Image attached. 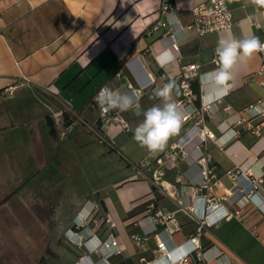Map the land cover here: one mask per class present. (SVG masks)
I'll return each mask as SVG.
<instances>
[{
  "label": "crops",
  "instance_id": "obj_1",
  "mask_svg": "<svg viewBox=\"0 0 264 264\" xmlns=\"http://www.w3.org/2000/svg\"><path fill=\"white\" fill-rule=\"evenodd\" d=\"M163 1L0 0V202L10 196L2 207L32 193L34 199L27 205L33 219L36 212L52 213L53 218L66 219L64 225L68 226L96 210L94 217L86 221L90 229L86 246L52 249L54 264H104L101 256L108 249L102 245L95 250L94 245L108 236L117 240L121 250L108 258V264H166L160 257L157 238L167 236L155 235L162 224L148 217L149 203H153L152 212H174L179 228L167 242L176 247L175 251L189 249L187 239L195 232L196 222L178 209L176 198L188 202L187 185L200 179L195 147L211 156L221 183L214 194L223 197L230 211L245 198L238 192L231 193L232 183L225 170L239 165L261 176L254 197L256 205L246 204L242 219H222L201 231L199 242L205 264H264V169L255 167L264 160V128L260 135H253L240 127L233 135L226 127L246 105L264 101V75L258 73L264 62L261 52L235 67L232 87L226 95L211 94L200 79L218 67L215 48L221 37L254 34L264 42V9L252 5L251 0H226L233 15L231 28L205 34L185 29L177 34L178 47L174 48L164 36L168 26L154 28L157 21H166L161 11ZM169 1L184 27L192 20L190 8L204 0ZM186 64H198L197 74L190 77V87L199 98L191 104L210 102V112L199 125L213 131L216 141L198 134L181 140L190 124L185 122L163 152L151 154L133 138L142 114L134 110L121 112L128 130H122L115 120L101 123L94 99L100 88L122 93L129 83L138 87L153 82L162 87L169 80L179 86ZM8 86L11 92H3ZM180 98L181 88L179 96L173 93L175 101ZM139 102L142 110L162 103L148 87ZM226 105L231 106L232 113L224 109ZM65 112L71 119L69 124L64 122ZM47 116L55 121V135L47 125ZM83 149L90 154V161L104 149L123 159L124 165L119 162L116 168L123 170L111 180V189L101 197L99 191L94 196H69L64 201L70 206L65 208L59 205L62 201L56 194L49 199L36 197L34 188L40 182L66 176L67 154ZM158 158L162 164H157ZM151 163L156 164L154 172H160V181L174 188L171 194L161 189L160 181L146 174ZM55 186L62 185L59 181ZM146 201V206L132 212ZM15 210L10 206L13 219ZM67 212L70 214H58ZM16 225L19 229L20 223ZM134 234L142 238L136 240Z\"/></svg>",
  "mask_w": 264,
  "mask_h": 264
},
{
  "label": "built area",
  "instance_id": "obj_2",
  "mask_svg": "<svg viewBox=\"0 0 264 264\" xmlns=\"http://www.w3.org/2000/svg\"><path fill=\"white\" fill-rule=\"evenodd\" d=\"M161 11L166 16V21H157L154 28L158 26L167 25L168 32L164 35L170 40V45L177 48L176 36L178 33H184L185 29H191L197 34H205L209 32H216L223 29H229L232 26L233 15L226 0H204L194 4L190 8L192 20L186 26H181L177 20L172 3L169 0H164L161 3ZM251 20V18H248ZM262 60H264V52H261ZM198 64H186L183 66V72L179 86L182 92V98L176 100L178 104L182 105V110L186 113V119L183 123L189 122L188 128L185 131L181 140L191 139L194 135H201L203 138L207 137L216 141L217 137L215 133L206 128L203 122L204 116L210 112V102L201 101L198 106H193L191 103L199 98V95L195 93L190 87V77L197 74ZM259 74L264 75V62L258 71ZM153 81V79H152ZM264 84V80H262ZM148 87V91L154 96V90L159 88L151 82L148 85L134 86L128 84L125 92L131 94L133 91H138L142 94L144 89ZM95 95H98L101 89ZM12 87L8 86L3 92H11ZM116 91V90H114ZM94 98V99H95ZM95 102L96 99H95ZM98 104V103H97ZM99 120L102 124L110 123L115 120L118 122L122 130H128V122L121 116V111L118 109L110 110L107 113L102 112L99 104ZM264 109V101L256 100L246 105L244 108L237 112V118L234 122L228 124L226 127L231 129L233 135L238 134L239 128L244 127L249 133L253 135H260L262 128H264V115L254 113L255 108ZM224 109L228 113H232L233 110L230 105H226ZM197 118L194 122L192 120ZM224 129V128H223ZM193 154L196 159V163L199 168L200 179L197 182H192L187 185L189 190V201L184 202L181 197L176 198L178 209L184 211L192 220L196 222L195 232L187 239L190 244L189 249L175 251V246H170L167 242L170 239V234L178 229V221L174 212L161 213L160 211L152 212L153 203L147 205L146 211L148 217L154 221L162 224V228L157 230L155 235L160 236L165 233L167 237L157 238V248L160 253V257L165 260L166 264H205L203 257L202 245L199 242V235L204 228L211 227L217 224L222 219H228L236 217L242 219L244 216V208L248 203L255 204L254 197L258 188V183L261 181V176H255L249 170L234 165L225 170V174L230 178L232 183L231 193L238 192L245 198V202L240 204L234 210H228L222 202L223 197H218L214 194V189L221 185L219 178L216 175L215 164L212 161L211 156L208 153L201 152L198 147L193 149ZM160 161V158L157 159ZM161 189L166 193L171 194L173 189L171 186H166L160 181ZM256 205V204H255ZM96 210L91 212L88 220L95 214ZM109 221L108 218L105 219ZM133 238L140 240L142 237L138 234H134ZM108 250L101 256V260L104 264H108V258L121 250L118 247L117 240L114 237L108 236V238L101 241ZM100 248V246L95 247Z\"/></svg>",
  "mask_w": 264,
  "mask_h": 264
},
{
  "label": "rangeland",
  "instance_id": "obj_3",
  "mask_svg": "<svg viewBox=\"0 0 264 264\" xmlns=\"http://www.w3.org/2000/svg\"><path fill=\"white\" fill-rule=\"evenodd\" d=\"M89 158L90 154L85 153V149L82 152L67 154V171L64 173L66 176L61 180H58V176H52L50 180L40 182V186L34 188L36 197L49 199L57 195L62 201L59 205L65 208L70 206L64 201L69 196L74 197L78 194L94 196L95 191H99L101 197L108 192L111 189L109 187L111 180L123 170L116 169L119 162L124 165L123 159L106 149L92 156L91 161ZM161 162L157 164H162ZM156 167L155 163H151L146 167V174H150L153 180L158 182L161 174L154 172ZM59 181L62 186L57 188L55 184ZM9 197L5 196L0 202V264H54L56 260L52 249L58 246H86V242L90 239V229L86 221L92 211L79 223L68 226L64 225L66 219L53 218L52 213L47 215L44 212H36V217L33 219L29 204L27 205L33 198L32 193L24 194L22 199L17 197L2 207ZM10 206L16 209V219L10 216ZM38 208L36 205V210ZM68 210L70 211L69 208ZM100 211L99 205L98 212ZM58 214L65 216L70 213ZM16 222L20 223L19 229L15 227ZM94 246H102V244L99 242Z\"/></svg>",
  "mask_w": 264,
  "mask_h": 264
},
{
  "label": "clouds",
  "instance_id": "obj_4",
  "mask_svg": "<svg viewBox=\"0 0 264 264\" xmlns=\"http://www.w3.org/2000/svg\"><path fill=\"white\" fill-rule=\"evenodd\" d=\"M251 4L264 9V0H251ZM264 52V42L254 34H244L241 38L234 36L221 37L215 48L218 67L201 75L202 85L210 89L211 94L226 95L232 87L234 69L238 64L245 63L255 54ZM169 60L173 59L170 53H165ZM180 95V88L175 80H169L162 87L154 90V98L162 103L142 110L140 105L141 93L133 91L131 94H121L108 87L100 90L96 96L102 112L118 109L121 112L134 110L137 115H143V120L134 130V140L140 147L146 148L151 154L163 152L169 140L176 136L186 119L183 106L175 102L173 93ZM254 113L264 115V109H254ZM256 170L264 169V160L258 161Z\"/></svg>",
  "mask_w": 264,
  "mask_h": 264
},
{
  "label": "trees",
  "instance_id": "obj_5",
  "mask_svg": "<svg viewBox=\"0 0 264 264\" xmlns=\"http://www.w3.org/2000/svg\"><path fill=\"white\" fill-rule=\"evenodd\" d=\"M64 120H65L64 122L66 124H69L71 122V119H69V116L66 112L64 113ZM46 122H47V125H48L52 135H55V121H54V119L50 116H47ZM152 190H155V186L153 184H152ZM148 203H149V201H146V202H143V203L137 205L136 208L134 209V211H132V212L135 213L136 211H139V209H141L144 204L146 206ZM100 205L103 206V203H101Z\"/></svg>",
  "mask_w": 264,
  "mask_h": 264
},
{
  "label": "bare ground",
  "instance_id": "obj_6",
  "mask_svg": "<svg viewBox=\"0 0 264 264\" xmlns=\"http://www.w3.org/2000/svg\"><path fill=\"white\" fill-rule=\"evenodd\" d=\"M163 184H165L164 181H163ZM165 185H166V184H165ZM166 186H167V185H166Z\"/></svg>",
  "mask_w": 264,
  "mask_h": 264
}]
</instances>
